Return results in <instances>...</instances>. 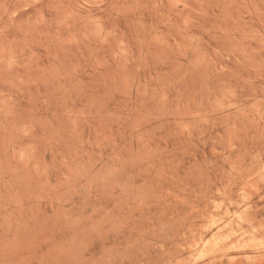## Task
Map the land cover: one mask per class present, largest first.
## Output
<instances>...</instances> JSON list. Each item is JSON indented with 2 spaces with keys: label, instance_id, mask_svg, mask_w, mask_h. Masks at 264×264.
<instances>
[{
  "label": "rangeland",
  "instance_id": "374dc122",
  "mask_svg": "<svg viewBox=\"0 0 264 264\" xmlns=\"http://www.w3.org/2000/svg\"><path fill=\"white\" fill-rule=\"evenodd\" d=\"M0 264H264V0H0Z\"/></svg>",
  "mask_w": 264,
  "mask_h": 264
}]
</instances>
